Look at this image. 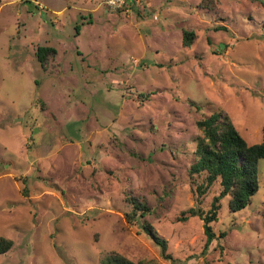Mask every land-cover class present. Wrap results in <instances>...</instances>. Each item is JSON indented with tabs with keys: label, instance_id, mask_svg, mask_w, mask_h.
<instances>
[{
	"label": "rangeland",
	"instance_id": "374dc122",
	"mask_svg": "<svg viewBox=\"0 0 264 264\" xmlns=\"http://www.w3.org/2000/svg\"><path fill=\"white\" fill-rule=\"evenodd\" d=\"M200 1L0 0V264H264V159L243 209L222 199L207 249L202 220L180 219L220 189L200 195L189 174L195 121L223 110L249 144L264 124V0ZM132 197L149 210L130 220Z\"/></svg>",
	"mask_w": 264,
	"mask_h": 264
},
{
	"label": "trees",
	"instance_id": "16d2710c",
	"mask_svg": "<svg viewBox=\"0 0 264 264\" xmlns=\"http://www.w3.org/2000/svg\"><path fill=\"white\" fill-rule=\"evenodd\" d=\"M213 0H201L200 5L211 8ZM79 25H75L78 34ZM195 33L192 30H183L182 44L188 46L193 42ZM57 54V49L51 45L37 46L35 57L42 67L52 61ZM198 109V107H197ZM199 130L194 139V160L190 166V176L203 175V179L196 185V192L203 195L209 187L218 182L220 189L212 198L206 210L193 206L182 211L180 219H187L189 216H198L202 220L204 234L206 236L204 248L207 249L213 239L216 238L211 222L218 219L221 208V201L228 196V209L230 212L243 209L251 200V197L258 191L259 181L256 174V165L264 159V124L262 126V138L260 142L249 144L241 136L234 126L230 116L223 110H218L203 116L195 121ZM132 210L127 217L132 220L139 212L143 217L149 210L145 201L132 197ZM141 228L160 247V252L166 253V240L157 234L153 226L145 220L141 222ZM224 232L220 233L223 237ZM13 241L0 235V254L8 252ZM103 264H150L135 262L123 255L112 252L103 259Z\"/></svg>",
	"mask_w": 264,
	"mask_h": 264
},
{
	"label": "built area",
	"instance_id": "2783aa9c",
	"mask_svg": "<svg viewBox=\"0 0 264 264\" xmlns=\"http://www.w3.org/2000/svg\"><path fill=\"white\" fill-rule=\"evenodd\" d=\"M141 0H101V4H103L106 9L117 11V10H130L131 6L135 3L137 4L140 9L144 8L141 6ZM153 20L157 19L156 15H153Z\"/></svg>",
	"mask_w": 264,
	"mask_h": 264
},
{
	"label": "crops",
	"instance_id": "0c3cea01",
	"mask_svg": "<svg viewBox=\"0 0 264 264\" xmlns=\"http://www.w3.org/2000/svg\"><path fill=\"white\" fill-rule=\"evenodd\" d=\"M60 12H61V10H59V11H58V13H60ZM80 31H81V30H79L78 34H80V33H81ZM78 34H77V35H78ZM50 45H51V44H50Z\"/></svg>",
	"mask_w": 264,
	"mask_h": 264
}]
</instances>
